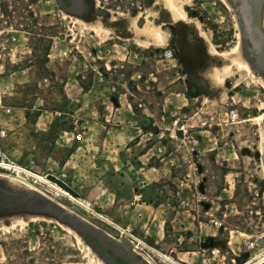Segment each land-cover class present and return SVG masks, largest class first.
I'll return each mask as SVG.
<instances>
[{"label": "rangeland", "instance_id": "1", "mask_svg": "<svg viewBox=\"0 0 264 264\" xmlns=\"http://www.w3.org/2000/svg\"><path fill=\"white\" fill-rule=\"evenodd\" d=\"M67 1L0 0V153L34 173L0 168V264H264V0Z\"/></svg>", "mask_w": 264, "mask_h": 264}, {"label": "built area", "instance_id": "2", "mask_svg": "<svg viewBox=\"0 0 264 264\" xmlns=\"http://www.w3.org/2000/svg\"><path fill=\"white\" fill-rule=\"evenodd\" d=\"M56 45V42H53V47ZM164 56L167 58L173 57V52L169 49L166 50L164 52ZM98 81L103 82L105 76H103L100 72L98 73ZM0 108H2L5 113H9L10 112V108L6 107L5 105H3L2 100L0 98ZM227 119L233 120L237 117V112L235 110H230L226 113ZM138 131H141L138 129ZM3 133V132H2ZM76 140H81L82 139V132L77 133L75 135ZM197 140H193V143H195ZM0 168L2 170L8 171L10 173H12L13 175H15L18 178H25L27 179L28 177H30L32 174H34L30 168L28 167H24L18 163H16L13 159H11L9 156H7L5 153L1 152L0 153ZM137 193V192H136ZM179 193V192H178ZM136 198V197H135ZM136 200V199H135ZM179 201L184 204L185 200L180 197Z\"/></svg>", "mask_w": 264, "mask_h": 264}, {"label": "bare ground", "instance_id": "3", "mask_svg": "<svg viewBox=\"0 0 264 264\" xmlns=\"http://www.w3.org/2000/svg\"><path fill=\"white\" fill-rule=\"evenodd\" d=\"M149 34L153 37L155 35H158V30L154 27H151V30H149ZM149 40V39H148ZM3 175V174H2ZM38 177V176H37ZM48 182V181H47ZM50 185H52L55 189H57L59 192H61L63 195H68L70 197V199H73L75 200V197L73 195H71L70 193H68V190L61 187L59 184H54V183H50L48 182ZM29 189L32 190V191H37V192H40V193H43L41 192L40 189L36 188V187H32V186H29ZM136 194V192H135ZM136 200H138V197L136 196L135 198ZM69 230H71L67 225H65ZM79 240H82V237L81 236H77ZM138 240V239H137ZM130 245V244H129ZM131 246V245H130ZM139 247V246H138ZM138 247L136 245H133V250L136 251V249H138ZM89 251V250H88ZM87 257L93 261L94 263L96 262L97 264H104L103 263V260L102 258L94 251V250H90L88 253H87ZM168 259V258H167ZM174 264H180L178 263L177 261H174V260H171Z\"/></svg>", "mask_w": 264, "mask_h": 264}, {"label": "crops", "instance_id": "4", "mask_svg": "<svg viewBox=\"0 0 264 264\" xmlns=\"http://www.w3.org/2000/svg\"><path fill=\"white\" fill-rule=\"evenodd\" d=\"M77 6H78V9L77 10H79V18H81V17H85V15L83 14V10H84V8H83V3L81 2V3H78L77 4ZM81 19H83V18H81ZM75 82L79 85V87L81 88V84H80V82H79V79L78 78H76L75 79ZM82 89V88H81ZM85 94L86 93H80L79 92V94L77 93V96L79 95V97H77V100L78 101H81V99H83V97L85 96ZM81 108V107H80ZM127 115H128V113H127Z\"/></svg>", "mask_w": 264, "mask_h": 264}, {"label": "water", "instance_id": "5", "mask_svg": "<svg viewBox=\"0 0 264 264\" xmlns=\"http://www.w3.org/2000/svg\"><path fill=\"white\" fill-rule=\"evenodd\" d=\"M177 124H178V126H181V125H182L181 122H178ZM176 135H177V136H181V135H182V130H181V129L176 130ZM260 243H261L262 245H264V237H262V238L260 239ZM123 247H124V249H125L126 251L131 250L130 247H128V245H123Z\"/></svg>", "mask_w": 264, "mask_h": 264}, {"label": "flooded vegetation", "instance_id": "6", "mask_svg": "<svg viewBox=\"0 0 264 264\" xmlns=\"http://www.w3.org/2000/svg\"><path fill=\"white\" fill-rule=\"evenodd\" d=\"M65 2H66V3H68V1H67V0H65ZM101 8H103V6H101Z\"/></svg>", "mask_w": 264, "mask_h": 264}]
</instances>
